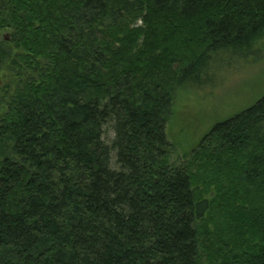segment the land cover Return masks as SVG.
<instances>
[{"label": "trees", "instance_id": "16d2710c", "mask_svg": "<svg viewBox=\"0 0 264 264\" xmlns=\"http://www.w3.org/2000/svg\"><path fill=\"white\" fill-rule=\"evenodd\" d=\"M263 40L264 0H0V264H264V95L184 161L166 135Z\"/></svg>", "mask_w": 264, "mask_h": 264}, {"label": "rangeland", "instance_id": "374dc122", "mask_svg": "<svg viewBox=\"0 0 264 264\" xmlns=\"http://www.w3.org/2000/svg\"><path fill=\"white\" fill-rule=\"evenodd\" d=\"M170 28L181 31L177 40L183 35L197 36L193 28L181 19L174 21ZM165 30L160 28V35ZM20 50L24 52L23 48ZM183 52L185 56L191 54L187 49ZM218 59L199 83L184 86L175 94L172 115L166 127L171 162L184 161L215 124L253 105L264 95V40L249 58L221 55ZM10 77L8 71L5 75L2 72L0 87ZM109 136L113 137V133Z\"/></svg>", "mask_w": 264, "mask_h": 264}]
</instances>
